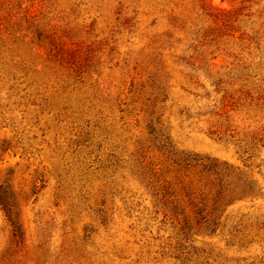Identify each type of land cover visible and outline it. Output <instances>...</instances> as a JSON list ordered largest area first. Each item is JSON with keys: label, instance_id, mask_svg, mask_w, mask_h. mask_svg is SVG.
Instances as JSON below:
<instances>
[{"label": "rangeland", "instance_id": "374dc122", "mask_svg": "<svg viewBox=\"0 0 264 264\" xmlns=\"http://www.w3.org/2000/svg\"><path fill=\"white\" fill-rule=\"evenodd\" d=\"M0 187V264H264V0H0Z\"/></svg>", "mask_w": 264, "mask_h": 264}, {"label": "trees", "instance_id": "16d2710c", "mask_svg": "<svg viewBox=\"0 0 264 264\" xmlns=\"http://www.w3.org/2000/svg\"><path fill=\"white\" fill-rule=\"evenodd\" d=\"M216 166V165H214ZM0 205L2 207V209L5 211L7 217L9 218V220L15 224V227H17L18 229V225H17V221L14 219L15 216L13 215V209H12V204L11 201L9 199L8 193L6 190H3L0 187Z\"/></svg>", "mask_w": 264, "mask_h": 264}]
</instances>
